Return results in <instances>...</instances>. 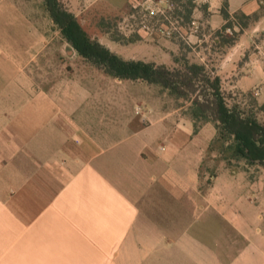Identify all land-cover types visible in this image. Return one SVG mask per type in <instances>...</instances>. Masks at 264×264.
Returning <instances> with one entry per match:
<instances>
[{
	"label": "crops",
	"instance_id": "1",
	"mask_svg": "<svg viewBox=\"0 0 264 264\" xmlns=\"http://www.w3.org/2000/svg\"><path fill=\"white\" fill-rule=\"evenodd\" d=\"M63 1L81 22L120 4ZM30 3L0 0V264H264V182L225 166L201 181L215 127L196 130L182 107L137 111L105 76L43 90ZM236 43L229 58L247 62L235 87L264 89V59L251 65L249 41Z\"/></svg>",
	"mask_w": 264,
	"mask_h": 264
},
{
	"label": "rangeland",
	"instance_id": "2",
	"mask_svg": "<svg viewBox=\"0 0 264 264\" xmlns=\"http://www.w3.org/2000/svg\"><path fill=\"white\" fill-rule=\"evenodd\" d=\"M122 1L120 0L119 4L121 7L107 3L99 4L95 9H91L92 12L87 11L83 22L82 18H76L91 39L124 60L155 63L169 69L181 66L183 60L190 64H200L208 72H212V75L220 77L221 90L230 105L236 102L247 108L251 107L252 102L257 106L264 105V102L260 101L264 91L260 85L248 91H240L235 87L237 82L242 80L239 72L247 61H233L229 58L236 42L247 40V53L254 58L250 60L251 65L264 59V0H255L256 9L249 14L232 6L236 0ZM27 2H31L30 4L36 7L35 10L40 2L42 10L41 21L46 44L30 71L36 84L43 90H51L53 93V87L60 84L72 86L81 82V79L89 87L96 88L99 79L105 76L107 89L110 84L123 86L122 101L139 103L135 105L137 111L145 109L144 102L147 101L153 103V108L158 110L182 107L180 113L193 120L190 99L171 95L159 86L145 81L121 80L107 76L76 54L51 21L41 0ZM62 2L67 7L66 2ZM190 2L194 5L192 9L189 7ZM78 6L85 8L83 3ZM225 26L228 28H224ZM233 39L234 45H229L227 41ZM255 111L257 119L264 121V109L257 107ZM203 124L205 123L197 120L194 123L195 129L198 130ZM221 147L219 144H211L201 166V181H210L209 178L217 175L221 167L225 166L241 171L251 181L264 182L262 167L246 165L244 161L236 159L227 162L222 159L223 155H220Z\"/></svg>",
	"mask_w": 264,
	"mask_h": 264
},
{
	"label": "trees",
	"instance_id": "3",
	"mask_svg": "<svg viewBox=\"0 0 264 264\" xmlns=\"http://www.w3.org/2000/svg\"><path fill=\"white\" fill-rule=\"evenodd\" d=\"M41 2L63 39L80 58L107 76L145 81L171 95L190 99L194 123L197 120L213 123L216 136L212 143L222 146L220 155H223V160H242L246 165H259L264 169V121L257 119L255 111L257 107L264 109V105L257 106L255 102L250 108L240 102L230 105L221 90L220 77L212 75L200 64L183 60L181 66L169 69L155 63L124 60L91 39L62 0ZM189 7L194 8L193 3L190 2ZM234 41L227 43L234 45Z\"/></svg>",
	"mask_w": 264,
	"mask_h": 264
}]
</instances>
